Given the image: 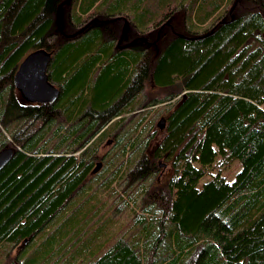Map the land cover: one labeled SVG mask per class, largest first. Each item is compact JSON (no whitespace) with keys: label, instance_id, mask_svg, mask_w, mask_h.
I'll return each instance as SVG.
<instances>
[{"label":"trees","instance_id":"1","mask_svg":"<svg viewBox=\"0 0 264 264\" xmlns=\"http://www.w3.org/2000/svg\"><path fill=\"white\" fill-rule=\"evenodd\" d=\"M175 10L183 32L151 38ZM37 48L51 53L53 103H27L14 87ZM158 103L168 104L165 134L149 157L152 134L122 142L121 130ZM106 136L119 147L108 158L98 152ZM5 147L0 264H264V0H0ZM115 157L103 181L121 178L116 209L137 210L132 230L101 248L88 201L71 207ZM163 158L170 178L145 185Z\"/></svg>","mask_w":264,"mask_h":264},{"label":"rangeland","instance_id":"2","mask_svg":"<svg viewBox=\"0 0 264 264\" xmlns=\"http://www.w3.org/2000/svg\"><path fill=\"white\" fill-rule=\"evenodd\" d=\"M183 21H184V11L183 10H175L172 15L169 17H164L163 19H159L155 26H152V31L150 33L151 38L156 41L161 40V38L167 34H170L173 30L183 32ZM62 22V19L58 21V24ZM128 21L125 20L123 23V33L126 29L129 28ZM159 44L153 47V51L157 52L159 49ZM158 92L154 93L152 90L149 92L150 97H154ZM159 96V95H158ZM159 97H162L160 95ZM138 100H142V96L139 97ZM168 108L167 103H158L155 106L147 107L141 112L137 113L136 116L127 121L124 124L121 133H123V140L125 142L129 137H135L136 141L139 142L141 139L148 133L152 134L150 140V145L146 151L147 155L150 157L157 143L162 139L165 134V130L159 129L157 126L159 120L165 117V111ZM125 122L124 120L122 123ZM121 123V124H122ZM147 136V135H146ZM2 137V136H1ZM144 143V142H143ZM149 143V142H148ZM119 150V147L114 146V140L112 136H106L102 142H100V146L98 152L100 155H103L105 158L110 157L113 154H116ZM142 151V146L138 149L136 153L132 155L129 161H126L125 164L121 167L122 173L124 174L126 170L130 167V162L135 160L139 153ZM120 160V157H115L113 162L107 167L105 171H101L103 175L91 174L88 178V182L86 183L85 194L80 196L76 203L73 204V207L86 203V207L88 212L92 216V219L89 221L91 226L89 228L88 234L93 232L99 226L101 228V236L97 241L101 244V248H105L106 244L109 240H114L119 237L123 233L127 234L133 228L132 225V215L133 211L137 210L136 204L133 201L128 203V207H126L123 211L119 212L116 207L120 206L118 194L121 195L123 189H125L126 184L121 180V178H113L111 181L104 178L109 176L111 170L118 164L117 162ZM100 163V162H99ZM102 163V162H101ZM100 163V164H101ZM130 164V165H129ZM159 172H157L156 176L153 180H149L145 182V185L150 182L156 181V184L162 185L164 184L171 176L172 169L170 163L165 160V158L158 161ZM101 165H99V169ZM120 170V171H121ZM240 171V164L238 162L234 163L229 170L225 172V176L229 181H232L236 175ZM111 178V177H110ZM206 181L205 179L202 182ZM104 182V183H103ZM102 183V184H101ZM141 187H138L133 193V198H138L141 191ZM128 192V191H127ZM70 208V209H71ZM8 249V248H7ZM18 248H12L9 252L8 256L13 257L16 255Z\"/></svg>","mask_w":264,"mask_h":264},{"label":"water","instance_id":"3","mask_svg":"<svg viewBox=\"0 0 264 264\" xmlns=\"http://www.w3.org/2000/svg\"><path fill=\"white\" fill-rule=\"evenodd\" d=\"M51 53L45 48H37L28 53L19 64L13 78L14 87L20 97L27 103H53L58 99L59 88L49 79L48 68ZM165 118L157 124L159 129L165 127ZM13 148L0 150V171L13 156Z\"/></svg>","mask_w":264,"mask_h":264},{"label":"bare ground","instance_id":"4","mask_svg":"<svg viewBox=\"0 0 264 264\" xmlns=\"http://www.w3.org/2000/svg\"><path fill=\"white\" fill-rule=\"evenodd\" d=\"M159 166V165H158Z\"/></svg>","mask_w":264,"mask_h":264}]
</instances>
